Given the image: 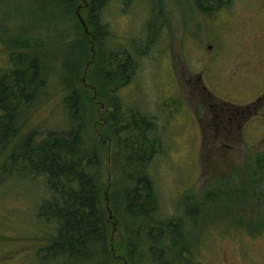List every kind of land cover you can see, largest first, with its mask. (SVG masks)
<instances>
[{
    "label": "rangeland",
    "instance_id": "obj_1",
    "mask_svg": "<svg viewBox=\"0 0 264 264\" xmlns=\"http://www.w3.org/2000/svg\"><path fill=\"white\" fill-rule=\"evenodd\" d=\"M85 1L76 8L77 18L84 20ZM156 3L132 0L125 8L120 0L114 1L104 10L103 20L115 34V50L131 52L137 64L132 81L119 93L121 108L126 114L138 110L151 117L163 145L164 153L149 169L161 203L160 216L188 219L185 205L200 208L191 231L196 263L264 264V176L260 174L264 133L255 129L261 122L248 125L244 133L236 126L228 135L210 108L221 100L243 103L239 95L227 97L220 91H243L244 79L228 83L232 66L264 48L262 0H233L228 6L234 21L228 30L222 12L206 16L194 0ZM60 17L49 1L0 0V73L9 67L8 49L2 42L13 36L8 32L26 26L25 36L33 46H45L48 85L22 114L19 127L24 135L38 131L46 137L48 131L70 128L59 78L64 62L81 69L71 75L70 83L83 96L85 147L97 151L104 168L110 264H130L121 199L125 163L116 158V138L108 121L111 104L99 79L100 61L97 54L93 61L92 53L82 61L71 56V45L81 39L71 17L58 21ZM225 50L229 59L217 61ZM6 158L7 153L0 157V168ZM45 196L38 181L6 176L0 182V264H43L38 254L54 235L37 216V205Z\"/></svg>",
    "mask_w": 264,
    "mask_h": 264
},
{
    "label": "trees",
    "instance_id": "obj_2",
    "mask_svg": "<svg viewBox=\"0 0 264 264\" xmlns=\"http://www.w3.org/2000/svg\"><path fill=\"white\" fill-rule=\"evenodd\" d=\"M44 1L54 4L61 17H71L72 27L78 31L81 41L71 45V56L82 61L93 54L94 61L97 54L100 61L99 79L102 92L111 104L108 121L116 138V158L125 163L121 199L130 264H139V261L141 264H200L194 261L191 234L201 214L200 208L196 204L185 205L188 219L160 216L161 203L149 171L156 157L164 153L156 135L157 125L138 110L126 114L121 108L119 93L132 81L137 64L131 52L115 50V34L103 20L104 10L118 0L85 1L87 16L83 20L88 32L81 18H77L80 0ZM120 1L125 8L132 2ZM151 1L157 4L156 0ZM232 1L194 0L206 16L216 14ZM25 29L26 26H20L16 32H8L13 36L2 42L8 49L9 67L0 73V157L7 153V163L4 160L0 168V182L7 176L44 185L46 196L39 201L36 211L40 222L47 224L54 235L38 254L43 264L54 261L56 264L61 261L110 264L108 217L103 204L104 168L97 151L85 147L80 99L83 96L70 83L71 75L81 69L66 60L59 73L70 128L62 132L48 131L46 137L38 131L22 134L19 127L22 114L37 103L48 85L45 46H33L25 36ZM260 165V174L264 176V158Z\"/></svg>",
    "mask_w": 264,
    "mask_h": 264
},
{
    "label": "flooded vegetation",
    "instance_id": "obj_3",
    "mask_svg": "<svg viewBox=\"0 0 264 264\" xmlns=\"http://www.w3.org/2000/svg\"><path fill=\"white\" fill-rule=\"evenodd\" d=\"M261 5L264 10V0H262ZM230 7L231 6H227L219 11V13L222 12L225 16L223 24L227 27V30L228 27L230 28L232 26L231 23L234 21ZM257 14L259 17L263 18L260 13ZM254 23L255 22L252 23V27H255ZM213 48V45L209 47L210 50ZM226 59H229L227 50L223 53L221 52L216 58L217 61ZM243 79L245 80V88L241 92L239 90L232 92L225 88H222L221 91L218 90L227 97L239 95L243 103L238 104L232 101L221 100L222 102L210 106L213 112V119L216 122L219 121L223 123V130L228 133V135L235 132L236 126L240 132L244 133L248 125L254 126L253 123L259 121L261 125L260 127L257 125L255 129L262 135L264 133V48L256 49L245 59L234 63L228 83ZM219 85L217 84L218 87H220ZM207 89L208 87H204L205 91ZM210 94L212 97L217 98L213 93L210 92ZM234 101L238 100L235 99ZM219 130L220 129H217L216 131Z\"/></svg>",
    "mask_w": 264,
    "mask_h": 264
},
{
    "label": "water",
    "instance_id": "obj_4",
    "mask_svg": "<svg viewBox=\"0 0 264 264\" xmlns=\"http://www.w3.org/2000/svg\"><path fill=\"white\" fill-rule=\"evenodd\" d=\"M81 22H82L83 26L86 28L85 22H84V20L82 18H81ZM86 32H88L87 28H86Z\"/></svg>",
    "mask_w": 264,
    "mask_h": 264
}]
</instances>
